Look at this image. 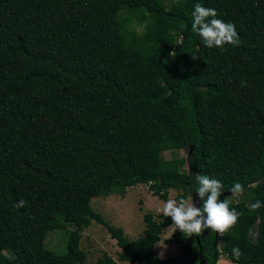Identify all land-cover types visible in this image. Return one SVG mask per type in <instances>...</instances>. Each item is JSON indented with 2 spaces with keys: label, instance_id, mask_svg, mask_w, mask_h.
<instances>
[{
  "label": "trees",
  "instance_id": "16d2710c",
  "mask_svg": "<svg viewBox=\"0 0 264 264\" xmlns=\"http://www.w3.org/2000/svg\"><path fill=\"white\" fill-rule=\"evenodd\" d=\"M196 3L233 23L240 45L207 48L191 31ZM131 19L142 33L127 29ZM181 150L187 158L164 160ZM198 172L222 182L221 199L244 185L230 199L239 220L222 238L176 229L164 241L177 246L173 257L155 254L170 217L146 213L142 236L131 240L91 207L138 185L163 201L171 190L186 199ZM257 200L264 0H0V264H83L80 240L92 223L130 264H217L222 254L264 264V207L248 208ZM54 231L66 236L61 254L46 247Z\"/></svg>",
  "mask_w": 264,
  "mask_h": 264
},
{
  "label": "rangeland",
  "instance_id": "374dc122",
  "mask_svg": "<svg viewBox=\"0 0 264 264\" xmlns=\"http://www.w3.org/2000/svg\"><path fill=\"white\" fill-rule=\"evenodd\" d=\"M179 0H164L167 6L177 3ZM144 24L131 19L127 25L129 31H134L140 34L144 30ZM173 157L187 158V152L181 150L175 154L166 152L163 155L165 161ZM186 171H192L191 168L186 167ZM182 193L181 190L169 191L168 199H176L179 201L178 196ZM231 196V195H229ZM193 198L196 207H199L197 196L191 193L186 199ZM240 195L231 196L230 199L238 200ZM163 200L153 196L149 191L147 185H138L133 188L126 189L124 195H111L107 198L98 197L91 200L92 209L99 213L104 220L110 225L121 228L127 237L135 240L142 236L145 229L144 215L151 213L155 217L163 214L159 211L162 208ZM176 228L170 226L165 228L161 234V241L155 246V254L161 258L173 257L179 253L177 246L166 245L164 241L169 238ZM219 238L223 235L218 234ZM65 234L62 231H54L46 238V247L57 253H63L66 249ZM80 247L86 253V261L83 264H95L97 259L104 256L112 259L115 264H130L119 260V256L124 252L120 249L116 241L111 239L105 228L99 224L92 223V225L82 232L80 240ZM217 248L221 249V241L217 242ZM225 255L222 254L219 258L220 264H223ZM218 264V262H217ZM233 264V263H232Z\"/></svg>",
  "mask_w": 264,
  "mask_h": 264
},
{
  "label": "clouds",
  "instance_id": "9594fccd",
  "mask_svg": "<svg viewBox=\"0 0 264 264\" xmlns=\"http://www.w3.org/2000/svg\"><path fill=\"white\" fill-rule=\"evenodd\" d=\"M191 31L202 38L207 48L224 49L226 45L239 46L241 43L240 36L236 31L233 23H225L222 19L217 18L218 13L213 8H208L200 3L194 5L191 13ZM194 59L196 57H193ZM198 187L195 194L202 202L201 207H196L193 198L189 199H168L162 202V208L159 209L165 217H170L172 227L179 229L182 233L192 236H200L204 231L212 230L220 235L232 229L239 220V212L230 207L231 196L243 194L244 185L236 182L231 189V196L221 199L225 192L224 185L218 179L198 172L194 175ZM25 201L20 200L17 207H24ZM264 207V202L257 200L248 205L249 211H257ZM242 252L238 246L231 250V257L239 261ZM199 264V261H197ZM218 264L220 261L218 260ZM223 264H232V260L225 258Z\"/></svg>",
  "mask_w": 264,
  "mask_h": 264
}]
</instances>
